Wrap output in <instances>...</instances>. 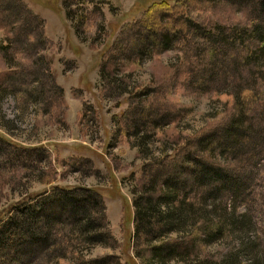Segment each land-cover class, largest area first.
Wrapping results in <instances>:
<instances>
[{
    "label": "rangeland",
    "instance_id": "obj_1",
    "mask_svg": "<svg viewBox=\"0 0 264 264\" xmlns=\"http://www.w3.org/2000/svg\"><path fill=\"white\" fill-rule=\"evenodd\" d=\"M185 1L102 0L74 5L70 17L65 0H23L28 12L44 21L47 43L38 51L44 61L37 66L49 67L63 95L34 99L23 80L18 84L23 93L14 95L0 53V86L7 89L0 92V230L14 213L25 210L31 215L23 229L34 233L20 239L0 236V264H161L134 239L132 190L146 178L180 181V170L163 161L165 154L172 158L178 153L204 155L217 167L191 171L209 189L217 187L206 193V209L217 208L224 236L199 245L198 258L189 255L166 264H198V259L241 249L238 236L230 234L234 225L229 219L250 222L242 230L257 247L256 258L264 259V57L247 64L236 61L235 52L209 45L196 31L189 41L181 39L159 53V36L153 35L158 29L135 23L155 4ZM6 6V15H14V7ZM259 6L256 0H194L184 14L179 8L170 17L190 19L202 31L218 25L249 28L250 14L258 15ZM23 16L17 60L29 64L23 54L33 38L27 31H37L39 22ZM164 22L171 25L173 19ZM5 38L0 28V46ZM110 52L111 72L118 70L120 81L109 90L101 66ZM137 58L140 62L132 64ZM201 137L203 148L196 142ZM183 176L194 191V178ZM62 190L70 191L68 198H61ZM68 200L76 207L75 217L87 214L97 232L75 229L64 214ZM183 232L161 241L186 240ZM77 235L78 240L70 239ZM93 235H99L96 241H85Z\"/></svg>",
    "mask_w": 264,
    "mask_h": 264
},
{
    "label": "trees",
    "instance_id": "obj_2",
    "mask_svg": "<svg viewBox=\"0 0 264 264\" xmlns=\"http://www.w3.org/2000/svg\"><path fill=\"white\" fill-rule=\"evenodd\" d=\"M65 1L67 14L70 17H73L72 7L74 5L92 3H96L97 5L98 3L102 2V0ZM193 1L194 0H188L183 2L182 4L178 2L174 6H169L166 3L155 4L146 13H144V15L137 23H135V27L137 25H144L141 27H144V29H150L151 27L148 26V24H150L152 26V29H158V33H155V31L153 30L151 32L155 33L153 35L159 36V42L157 43V47L160 48V51L158 50L159 53L161 51L171 49L173 47V44L177 43V41L181 39L184 42L189 41L188 38L190 33L196 31L195 35H197V37H199L201 40L209 43V45L213 44L217 46L218 44H221L220 46L227 47V54L235 52L232 54L236 55L234 57L236 58V61L241 60L242 63L247 64V61L253 59L254 57L262 60V58L264 57V25H260L259 23L264 22V0H256L260 5L258 9L259 14L255 15V17L250 14V19L248 20L253 21V24L250 23L251 26L249 28H247L248 25H246L245 27L231 26V28L229 29L228 27L230 26L218 25L213 26L209 29V31H202L201 27L195 26V24H193L190 19H187L185 17L178 18L176 20L170 17V15L175 13V10L179 8L182 10V14H184V8H186V6H190ZM7 2L8 4H6ZM3 4L14 7L16 12H14V15L12 14V18H10L12 15H6L7 6H3ZM23 15H26L27 17L29 16L31 22H33L34 24L36 22H39V26L36 29L37 31H27L28 37L33 38L32 42L25 44L26 46L24 48V51L26 52V54H23L24 58L27 61H30L29 64H19L17 60L19 59L17 57L21 52V47L19 48L17 46L19 43H21L22 27H24L25 25ZM81 18H83V15L81 16ZM171 19H173V23L171 25L164 22L165 20L169 22V20ZM154 25H156V27H154ZM0 28L5 29L6 31L5 42H3L5 44L0 46V53L3 55L4 61L9 67V70L7 71L8 74L5 77H8L9 81L13 82V84L10 85L8 89H12L11 91L14 95H17V93H23V88L18 86V84H21L23 80L27 88H32L25 89L26 94L31 96L32 98L35 99L36 96L39 97L43 94L42 101L44 99L49 100L53 96H57V98L60 99L63 95V89L56 84L54 75L49 70V67L47 66L44 68L46 74L44 76V70L40 67V65L37 66L39 61H44L43 55H40L38 51L40 49L42 50L47 43V40L44 37V21L38 16H34L32 13L28 12V9L23 3V0H0ZM159 30H161V32ZM115 45L113 47L114 50ZM109 55L110 56L108 57V59L105 60L101 66V76L103 81H105L104 88L106 89L111 88L110 86L116 84L117 81H120V79H117V77H115L118 74V70L117 73L111 72V69L113 68L112 61L114 56H112L111 52L109 53ZM142 56L143 54L140 53V58H142ZM140 58H137L131 63L133 64L135 62H140ZM108 74H112L114 76L113 80H110L108 77H106V75ZM45 78L46 80H49L50 84L49 86L47 84V86L44 87ZM2 88L3 87L0 86L1 93L2 91L7 90ZM45 88L47 89L45 90ZM230 129L231 128H229V130ZM233 133L230 131V134ZM206 135H203V138ZM201 139L202 137L199 138L196 142L198 146L201 145L200 147L203 148L202 144H199ZM183 154L184 153H182V155ZM182 155L178 153L175 155V157L171 158L167 157L168 155L165 154V157L163 158V161L165 160L166 162H168L171 168H176L178 171L180 170V181L178 180L173 183L169 180L154 182L152 178H146V181L142 182V188L139 186H135V188L132 190V194H134L133 205L135 207L134 239L136 240V243L141 242V245L147 247L150 259H153V261H157L161 264H166V262L173 259L180 258L182 260H185V258H187L189 255L196 256V258H198V256H200L201 254L199 245L204 246L212 244L214 242H217L221 237L224 236V228L222 227L224 223L221 221V214L217 212L216 207L211 206L210 210L206 209V206L208 205L207 199L209 198V196H206V193L212 191L215 192L217 190V187H214V189H209L208 185H204L203 182H201L202 177H193V172L191 171V168H193L195 172L196 168L200 167L202 168L201 172H203L204 166H208L213 171L217 167L207 161L204 158V155H202L203 157L200 155H193V157L191 158L188 157L189 155L184 154V157ZM185 157H187L188 162H191L193 166H190V163L185 161ZM183 175L191 177L192 180L194 178V180L196 181L194 191L188 190V186H186L188 180L184 179ZM147 186H149V188H145ZM139 188H141V190L139 191H142L140 192V195L138 193ZM206 188H208L209 191ZM61 192V198L62 196L65 199L69 197L70 191L62 190ZM55 202L59 201L57 200ZM68 203L69 204L65 203L67 204V209H65L66 211L64 212V214H67L66 216L68 220L69 218H72V220L74 221L75 229L77 231H81V233L86 234H91L98 231V229H94L92 227L91 222H88L89 217H87V214L84 217L82 213L81 218H76L78 216L76 207L72 205L70 200H68ZM28 215L31 214L26 213L25 210L14 213L11 219L8 220V223L5 224V228L3 230H0V236H2L3 234L7 236L11 235L14 236L13 238L17 239L26 238L25 236L28 235L34 237L33 231L29 230V232L24 231L23 229L25 226V222H27L28 220ZM222 217L224 218V216ZM217 218L220 219H218V223H213ZM229 221L231 222V225H234L232 226L234 227V231L230 230V234L232 236H238L236 239L240 240L242 248L228 251L219 258L206 257L203 260L198 259L197 263L246 264L244 261L248 260L247 264H264V259L261 260V258H256L257 247L252 244V241L249 242V239L245 237L247 233L242 230L246 229L247 226H250V222L243 219L242 221L244 223H242V221H239L237 222L238 224L234 220L229 219ZM63 224L66 225L67 223L63 222ZM186 226L192 228L191 231H186V233L184 230ZM235 228L238 230L237 233H235ZM28 229L31 228L28 227ZM183 231L185 232V235H187L185 237L186 240H184V238H181L180 236L179 239H170V241L166 240L165 242L161 241L163 239L169 238V236L174 233H180ZM98 236L99 235H93L86 238L85 241H96ZM70 239L78 240L79 238L77 235L73 238L71 237ZM244 240H246L247 242L245 243ZM153 241H159L160 244L150 245V243L153 244ZM253 257H255V259Z\"/></svg>",
    "mask_w": 264,
    "mask_h": 264
}]
</instances>
